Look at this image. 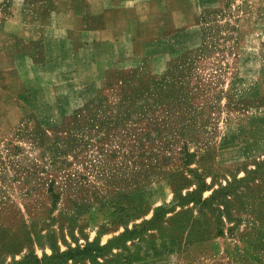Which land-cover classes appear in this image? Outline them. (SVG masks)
Here are the masks:
<instances>
[{"label": "rangeland", "instance_id": "374dc122", "mask_svg": "<svg viewBox=\"0 0 264 264\" xmlns=\"http://www.w3.org/2000/svg\"><path fill=\"white\" fill-rule=\"evenodd\" d=\"M256 5L117 50L0 22V264H264Z\"/></svg>", "mask_w": 264, "mask_h": 264}, {"label": "crops", "instance_id": "0c3cea01", "mask_svg": "<svg viewBox=\"0 0 264 264\" xmlns=\"http://www.w3.org/2000/svg\"><path fill=\"white\" fill-rule=\"evenodd\" d=\"M200 1L0 0V22L19 44L21 37L28 35L32 42L43 33L44 46L55 51L117 50L136 41H159L160 35L192 31ZM237 1L264 4V0ZM243 14L254 26L255 19H264V6L244 9Z\"/></svg>", "mask_w": 264, "mask_h": 264}]
</instances>
